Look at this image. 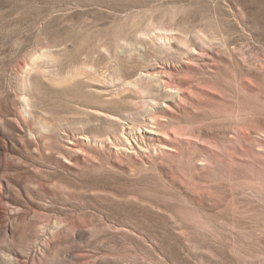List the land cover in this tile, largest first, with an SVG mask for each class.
Masks as SVG:
<instances>
[{"label": "rangeland", "instance_id": "rangeland-1", "mask_svg": "<svg viewBox=\"0 0 264 264\" xmlns=\"http://www.w3.org/2000/svg\"><path fill=\"white\" fill-rule=\"evenodd\" d=\"M0 264H264V0H0Z\"/></svg>", "mask_w": 264, "mask_h": 264}, {"label": "bare ground", "instance_id": "bare-ground-1", "mask_svg": "<svg viewBox=\"0 0 264 264\" xmlns=\"http://www.w3.org/2000/svg\"><path fill=\"white\" fill-rule=\"evenodd\" d=\"M159 36L162 38V35H159ZM110 74H107L106 77L110 78ZM146 74L149 75L151 77V79H153L156 75H159V78L157 80H160L165 88H170L171 90H178L180 92V94L183 93V90L176 84V81L171 77V75L169 74L167 69H161L158 71L147 70ZM134 92L137 93L136 91H134ZM148 93H151V91ZM148 93H147V95H148ZM143 94L145 95V93H143ZM137 95H139V94H137ZM149 95H151V94H149ZM155 95H156V93H155ZM161 95H163V94H161ZM170 95H172V94H170ZM163 124L164 123L162 122V120L159 116L151 115L150 117H148L145 120V123L142 126H145L146 130H144V131H148L150 133V136L156 138V141H159V140L166 141V144H163V147H169V145H170L169 143L171 142V140H168V139L170 138V135H172L174 137H178V134L177 133L174 134V133L165 131L163 128ZM138 128H140V126L138 127L136 124H132V123L129 124L127 127H125V129L123 131V135H124L123 137L124 138H122L121 141L126 146H122L120 149H125V150H128L130 152L136 151L135 150L136 147L133 146V143H132L133 140L135 139L134 141H136L138 139H140V140L144 139L143 133ZM167 136L169 137L168 139H167ZM136 143H138V141ZM138 147H140L139 143H138Z\"/></svg>", "mask_w": 264, "mask_h": 264}]
</instances>
